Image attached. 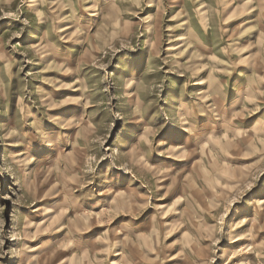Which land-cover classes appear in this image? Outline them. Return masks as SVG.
I'll use <instances>...</instances> for the list:
<instances>
[{
	"label": "rangeland",
	"instance_id": "1",
	"mask_svg": "<svg viewBox=\"0 0 264 264\" xmlns=\"http://www.w3.org/2000/svg\"><path fill=\"white\" fill-rule=\"evenodd\" d=\"M0 81V264H264V0H0Z\"/></svg>",
	"mask_w": 264,
	"mask_h": 264
},
{
	"label": "bare ground",
	"instance_id": "2",
	"mask_svg": "<svg viewBox=\"0 0 264 264\" xmlns=\"http://www.w3.org/2000/svg\"><path fill=\"white\" fill-rule=\"evenodd\" d=\"M1 82V81H0ZM113 201V200H112ZM260 206V205H259Z\"/></svg>",
	"mask_w": 264,
	"mask_h": 264
}]
</instances>
